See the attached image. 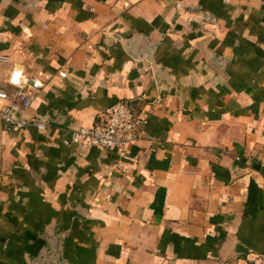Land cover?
<instances>
[{
	"label": "crops",
	"instance_id": "obj_1",
	"mask_svg": "<svg viewBox=\"0 0 264 264\" xmlns=\"http://www.w3.org/2000/svg\"><path fill=\"white\" fill-rule=\"evenodd\" d=\"M0 55L46 125L0 122V264H264V0H0ZM119 100L126 158L71 141Z\"/></svg>",
	"mask_w": 264,
	"mask_h": 264
},
{
	"label": "built area",
	"instance_id": "obj_2",
	"mask_svg": "<svg viewBox=\"0 0 264 264\" xmlns=\"http://www.w3.org/2000/svg\"><path fill=\"white\" fill-rule=\"evenodd\" d=\"M0 60H6L0 55ZM44 83L13 66L4 78H0V122L3 132L34 126L43 131L44 122L29 118L26 112L33 106ZM139 119L130 102L119 100L98 114L89 126L70 130L71 141L83 149L96 148L115 152L126 158V150L139 137Z\"/></svg>",
	"mask_w": 264,
	"mask_h": 264
},
{
	"label": "water",
	"instance_id": "obj_3",
	"mask_svg": "<svg viewBox=\"0 0 264 264\" xmlns=\"http://www.w3.org/2000/svg\"><path fill=\"white\" fill-rule=\"evenodd\" d=\"M115 37L120 38L119 36H116V35H115ZM152 49H153L152 46H149V48H148L145 52H143V53H141V54H139V55L134 54V53L132 52V50H128V52H129L132 56H134L135 58L149 59V58H150V53H151ZM58 264H62V263L60 262V263H58Z\"/></svg>",
	"mask_w": 264,
	"mask_h": 264
}]
</instances>
